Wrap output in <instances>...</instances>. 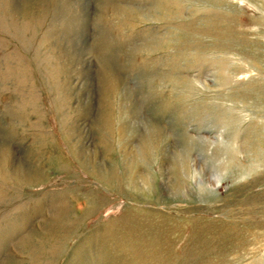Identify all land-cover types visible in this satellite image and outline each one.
Returning <instances> with one entry per match:
<instances>
[{
  "label": "rangeland",
  "instance_id": "rangeland-1",
  "mask_svg": "<svg viewBox=\"0 0 264 264\" xmlns=\"http://www.w3.org/2000/svg\"><path fill=\"white\" fill-rule=\"evenodd\" d=\"M0 264H264V0H0Z\"/></svg>",
  "mask_w": 264,
  "mask_h": 264
},
{
  "label": "bare ground",
  "instance_id": "bare-ground-1",
  "mask_svg": "<svg viewBox=\"0 0 264 264\" xmlns=\"http://www.w3.org/2000/svg\"><path fill=\"white\" fill-rule=\"evenodd\" d=\"M145 123V122H144ZM147 124V123H146ZM148 125V124H147ZM150 128V127H149ZM14 163H15V161H14ZM15 165H17V163H15ZM26 167V166H25ZM166 168V167H165ZM27 169V168H26ZM25 169L23 168V170L22 171H24ZM22 171H20V173L22 172ZM16 172V171H15ZM28 176V175H27Z\"/></svg>",
  "mask_w": 264,
  "mask_h": 264
}]
</instances>
